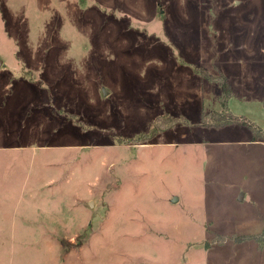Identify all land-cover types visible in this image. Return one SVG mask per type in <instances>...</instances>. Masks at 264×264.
<instances>
[{
    "label": "rangeland",
    "instance_id": "rangeland-1",
    "mask_svg": "<svg viewBox=\"0 0 264 264\" xmlns=\"http://www.w3.org/2000/svg\"><path fill=\"white\" fill-rule=\"evenodd\" d=\"M0 59V264H264V137L202 123L224 74L264 134V0H0Z\"/></svg>",
    "mask_w": 264,
    "mask_h": 264
},
{
    "label": "trees",
    "instance_id": "trees-1",
    "mask_svg": "<svg viewBox=\"0 0 264 264\" xmlns=\"http://www.w3.org/2000/svg\"><path fill=\"white\" fill-rule=\"evenodd\" d=\"M216 81L221 85L223 89V96L221 98V110L209 115H203L202 123L203 125L210 127H223L231 124H246L253 131V140L263 138L264 134L261 133L256 125L250 123L245 118L238 117L228 110V101L233 96L232 86L229 83L227 77L224 74L219 75V78H216ZM209 119V120H207ZM159 130L152 129L151 134L154 136L158 134Z\"/></svg>",
    "mask_w": 264,
    "mask_h": 264
},
{
    "label": "water",
    "instance_id": "water-1",
    "mask_svg": "<svg viewBox=\"0 0 264 264\" xmlns=\"http://www.w3.org/2000/svg\"><path fill=\"white\" fill-rule=\"evenodd\" d=\"M2 64V60L0 59V65ZM105 94H106V91H105ZM177 198L174 199V201H176Z\"/></svg>",
    "mask_w": 264,
    "mask_h": 264
},
{
    "label": "crops",
    "instance_id": "crops-1",
    "mask_svg": "<svg viewBox=\"0 0 264 264\" xmlns=\"http://www.w3.org/2000/svg\"><path fill=\"white\" fill-rule=\"evenodd\" d=\"M252 138H253V135H252V137H251V141H259V140L261 139V138H260V139H257V140H253Z\"/></svg>",
    "mask_w": 264,
    "mask_h": 264
}]
</instances>
